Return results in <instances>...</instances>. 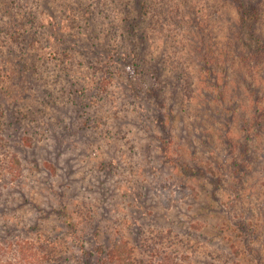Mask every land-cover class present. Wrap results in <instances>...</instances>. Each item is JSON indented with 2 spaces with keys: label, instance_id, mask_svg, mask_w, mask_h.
Wrapping results in <instances>:
<instances>
[{
  "label": "clouds",
  "instance_id": "obj_1",
  "mask_svg": "<svg viewBox=\"0 0 264 264\" xmlns=\"http://www.w3.org/2000/svg\"><path fill=\"white\" fill-rule=\"evenodd\" d=\"M0 264H264V0H0Z\"/></svg>",
  "mask_w": 264,
  "mask_h": 264
},
{
  "label": "trees",
  "instance_id": "obj_2",
  "mask_svg": "<svg viewBox=\"0 0 264 264\" xmlns=\"http://www.w3.org/2000/svg\"><path fill=\"white\" fill-rule=\"evenodd\" d=\"M26 70V69H25Z\"/></svg>",
  "mask_w": 264,
  "mask_h": 264
}]
</instances>
